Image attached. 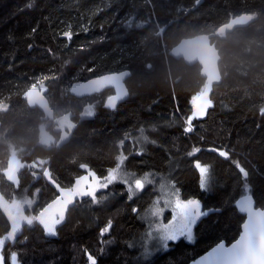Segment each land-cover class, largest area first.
<instances>
[{"label": "trees", "instance_id": "trees-1", "mask_svg": "<svg viewBox=\"0 0 264 264\" xmlns=\"http://www.w3.org/2000/svg\"><path fill=\"white\" fill-rule=\"evenodd\" d=\"M242 12L253 14L251 24L216 33ZM202 32H215L222 80L212 88L207 115L186 132L191 101L206 81L197 63L167 52L182 37ZM123 69L130 71L125 100L107 109L109 92L100 93L95 115L83 119L68 142L51 151L35 146L32 155L50 157L61 189L75 185L82 170L105 177L123 156L126 169L165 175L181 199L198 200L209 214L193 225V242L180 237L139 261L133 243L145 230L141 216L154 190L129 199L126 185L116 182L96 193L97 202L75 199L56 237L19 239V264H90L89 254L97 264H185L217 241L237 237L244 218L235 207L239 196L250 193L264 207V0H0V165L38 137L43 115L28 105L30 86L45 83L56 117L59 108L79 104L68 94L73 81ZM221 150L229 156L220 157ZM196 161L209 169V188L200 186ZM50 189L54 199L59 193ZM8 223L0 208V234Z\"/></svg>", "mask_w": 264, "mask_h": 264}, {"label": "snow or ice", "instance_id": "snow-or-ice-1", "mask_svg": "<svg viewBox=\"0 0 264 264\" xmlns=\"http://www.w3.org/2000/svg\"><path fill=\"white\" fill-rule=\"evenodd\" d=\"M65 36L71 37L70 32L64 33ZM123 98L118 95L108 104V107L115 108L116 102ZM192 112L187 117V127L184 129L186 132L192 131V121L196 118L203 117L206 109L212 106L210 100H203L201 98H194L191 101ZM264 114V110L261 111ZM147 140V137H144ZM198 152L199 149H194ZM216 151V149H213ZM139 154V153H137ZM191 155V153H190ZM220 157L227 158L229 153L226 151H219ZM125 157H119L122 164ZM236 168L239 173L244 177L249 176V172L240 165L239 162H235ZM195 168L198 169L200 174V186L202 189L210 187L209 178L207 173L209 169L207 166H202L199 161L195 162ZM91 177V179H89ZM129 185V199L134 194L131 185H134L135 189L141 190L144 188L146 182H151L149 174H145L141 178L132 179L131 175L121 170L120 164L117 167L109 170L108 175L103 178V182L100 177H97L94 172L89 171L87 176L78 177L75 185L71 189H61V197L53 201L47 207H45L36 217L19 216L18 214L9 213L8 218L11 221V231L8 232V238L14 237L15 233L20 229L21 222H26L31 225L34 220H38L46 233L55 235L56 225L61 223L64 218V207L71 202L73 196H90L93 202H97L96 191L98 189H106L114 181ZM131 181V182H130ZM58 187V186H57ZM174 187V186H173ZM175 196L172 211L173 218L168 224L162 223V211L158 209H149L146 213V217H152L153 222L150 223V229L146 235L149 236L155 244L153 246H161L167 248L168 241H177L181 236L185 237L189 241L193 239L192 227L201 216H206L209 213L207 211H201V204L196 199H188L181 201L178 198V192L173 193ZM169 200H165V204L168 205ZM237 206L241 213L247 214L246 222L242 225V232L239 238L231 244L230 247H226L223 243L215 247L207 256L203 257L197 264H264V209H256L253 207V196L245 195L239 201ZM135 212L136 209H133ZM57 214L59 219L56 218ZM159 219V222H156ZM111 227L109 222L108 227L102 229L101 235L107 233ZM3 245V240H0V246ZM145 255L150 254L149 250L145 249ZM90 264H97V260L89 254L87 257ZM16 253L11 254V264H16ZM0 264H4V257L0 255Z\"/></svg>", "mask_w": 264, "mask_h": 264}, {"label": "water", "instance_id": "water-1", "mask_svg": "<svg viewBox=\"0 0 264 264\" xmlns=\"http://www.w3.org/2000/svg\"><path fill=\"white\" fill-rule=\"evenodd\" d=\"M253 14L250 12H242L238 14H232L230 17L220 25H218L216 29L217 34H227L234 31L236 28H243L251 24L253 21ZM215 32H202L186 37H182L175 45H173L167 52V54L174 59H182L185 64L193 65L198 64L200 66V74L205 79V85L201 92L196 96V98H201L203 100H211V92L214 85L219 84L222 80V74L220 71V60L221 55L219 48L216 46L215 41H213V37ZM130 75V71L128 69L117 70V71H109L105 73H101L98 75L91 76L87 79H80L73 81L68 89V94L74 97H85L94 93H99L105 89L113 88L114 93L110 94L104 100V107L107 109H114L108 107V104L111 100H113L118 95H121L123 98L119 99L116 102V106L125 100L128 97V89L126 87L125 80ZM67 96V93L65 94ZM26 99L28 105L31 108H37L45 119L53 120L55 118V113L53 108L51 107L49 100L47 98V88L45 83L42 86L32 85L28 88L26 92ZM115 106V107H116ZM212 107V106H211ZM206 109L205 115L200 118H204L209 109ZM60 124L71 122L70 116H65L64 118H60ZM66 125V124H65ZM66 128H70L68 125ZM73 129V128H72ZM71 129V131H72ZM71 131H69L57 146H60L69 141L71 136ZM48 143V138L46 135L40 137V139L35 144H45ZM49 170L47 169V173L45 176H48ZM245 195L253 196L250 193L243 194L239 196L235 201V207L239 213V208L237 206V201L243 198ZM253 207L256 209H264V207L257 206L256 201L253 197ZM243 214L244 218L240 225L239 234L235 239L230 242H226V240L222 239L217 241L215 244L207 248L202 253L198 254L194 258L190 259L185 264H197L203 257L207 256L209 252H211L215 247L219 244L223 243L226 247H230L232 243H234L240 236L242 232V225L246 222L247 214ZM4 264L6 261L4 259Z\"/></svg>", "mask_w": 264, "mask_h": 264}, {"label": "flooded vegetation", "instance_id": "flooded-vegetation-1", "mask_svg": "<svg viewBox=\"0 0 264 264\" xmlns=\"http://www.w3.org/2000/svg\"><path fill=\"white\" fill-rule=\"evenodd\" d=\"M39 86H42L40 84ZM104 91L109 92L107 96L110 94L114 93L113 88L105 89L99 93H94L89 96L81 97L79 98V103H84V100H87L89 97H92L93 95H96L95 99L91 102H85L86 104H95L96 101L99 98V94L103 93ZM106 96V97H107ZM106 99V98H105ZM104 104V101H103ZM82 109L79 108V114L78 113H69L67 116L71 117V122L68 123H63L60 124L57 120L53 124L48 123L45 126H41V123L44 120V117L42 116V119L40 122L37 123V139L33 143L30 149H26L22 154L19 160L21 161L20 164H17L14 168H11V157H9L6 161V164L4 166L0 165V196H2L5 199L12 198L13 196L18 195L19 191L21 189H24L27 195H30L29 193L31 192L32 197H36L35 192L37 191V197L34 203V208L29 210H25V214L28 217H36L39 216L40 212L47 207L49 204H51L53 201L57 200V198L61 197V188L58 185V182L52 178L50 167H49V156H44V158H34L32 155L33 148L35 146L41 147L43 150L51 151V149L55 146H57V143L61 141V139L69 132L75 129V127L85 118H90V117H85L84 112L82 113ZM43 115V114H42ZM95 115V114H94ZM93 115V116H94ZM92 116V117H93ZM55 119V118H54ZM53 119V120H54ZM47 121H52L48 120ZM66 124V125H65ZM69 126L70 128H66V126ZM58 126V129L56 128ZM71 131V132H72ZM72 134V133H71ZM46 135L48 138V143L45 144H35L40 137ZM47 169L49 170V175L45 176L47 173ZM89 172H85L84 170L81 171L79 174V177L81 176H87ZM15 176L16 180H12L10 177ZM106 177V176H105ZM101 181H103L104 177H100ZM91 179V177H89ZM100 181V182H101ZM27 184V185H25ZM54 186L56 187V192L59 193L55 196L54 199L51 197V187ZM58 186V187H57ZM74 186V185H73ZM73 186L71 188H73ZM47 187V189H45ZM44 188V189H43ZM70 188V189H71ZM64 190H67L64 188ZM83 196H73L72 200L70 203H68L64 209V218L59 223L56 225L55 228V235H51L46 233L45 229L43 228V225L39 223L38 220H35L32 225H27L26 222L23 223V226L21 227L20 231L14 236L12 239V244L14 249L17 247V244L19 242V239L24 237V234L27 232V230H37L38 233H42L44 237H56L57 236V229L58 227L65 221L67 212L69 207L72 205V202L75 199H82ZM1 208V206H0ZM2 210V208H1ZM4 213V211L2 210ZM5 214V213H4ZM5 216L8 218V215L5 214ZM57 219H59V215L57 214L56 216ZM7 229L0 234V236H8V232L11 231V221L9 220V223L6 225ZM100 239H102V236L100 235ZM8 249V247H7ZM7 249H3L2 254L3 255L6 264H8V261H11L9 256H11L12 253L15 252H8Z\"/></svg>", "mask_w": 264, "mask_h": 264}, {"label": "rangeland", "instance_id": "rangeland-1", "mask_svg": "<svg viewBox=\"0 0 264 264\" xmlns=\"http://www.w3.org/2000/svg\"><path fill=\"white\" fill-rule=\"evenodd\" d=\"M77 107H79L83 110L82 113L84 112L85 117H92L95 114L96 103L94 105L93 104H86V103H79V104L74 105V107L70 108L69 110L67 107L59 108L58 115H56L55 119L50 121V122L47 120H43V122L41 123V126H45L48 123L53 124L55 122V120H57V118H58V120L60 118H64L69 113H78L79 114V111L76 110ZM56 128L58 129V126ZM25 150H26L25 148H20V149H13L11 151L10 155L8 156V158L11 157V161H12L11 168H14L17 164L21 163L19 158L21 157V154ZM117 164H120L121 170L129 173L131 175L132 179L141 178L145 174H149V179L151 182H146L144 188L141 190H144L147 187H152L154 190V193L152 195L150 204L147 206V208L144 210V212L141 216V219H142L143 223L145 224V230H144L143 234L138 238V240L133 243V245L137 247V254H136L137 259H139V261H142V262L148 261V260L152 259L153 257H155L156 255H158L159 253L164 252L169 247V243L171 241H168V246L166 249L161 247V246H153L155 244V241H153L149 236L146 235L148 232L152 231V229H150V223L153 222V218L152 217H146L145 213L149 209H153V208L158 209V210H163L162 211V223L168 224L169 221H171L173 218L172 207H173V203H174V199H175V196H173V193L178 192V198L181 201H186L188 199H185V200L181 199L178 188L173 184V182L168 177H166L163 174L155 173V172H144L143 174H136L133 171H130V170L125 168L124 161L121 164L120 160H119ZM202 166H204V165H202ZM116 167H117V165L114 168H116ZM107 175H108V173H107ZM207 177L210 180L209 173H207ZM10 178L12 180H16L15 176L10 177ZM101 182H103V181H101ZM116 182H120V181L119 180L114 181L112 184H114ZM131 187H132V191L134 193L133 196L138 195L141 192V190L135 189L134 185H131ZM126 188L129 192V185H126ZM206 188H209V187H206ZM45 189H47V187ZM100 190H103V189H98L96 191V193ZM29 194L30 195H27L25 190L21 189L19 191L18 195L16 194V196H13L12 198L5 199L2 196H0V206H1L2 210L4 211V213L8 215L11 212L13 214H18L19 216H26L25 210L30 211L31 209L34 208V203H35V200L37 197V191L35 192L36 197H32L31 192ZM165 200H169L170 203L168 205H166ZM156 222H159V219H157ZM23 223L24 222H21V227L23 226ZM21 227H20V229H21ZM20 229L15 233V235L20 231ZM191 231H192V236H193V239L191 241H189L188 239H186L183 236H181V238H183L187 242H193L195 240V235H194L192 229H191ZM37 233H38L37 230H33V231L27 230L26 235L23 238V241H26L30 237L31 234H32V237L34 238ZM13 238L9 239L8 236H2V237L0 236V240H3V245L0 246V254H2L3 249H7V247H8V249H7L8 252H14L15 251L13 244H12ZM146 248L150 252V254H148V255L144 254ZM9 258L11 259V256H9ZM9 264H11V261H9ZM16 264H19L18 261L16 262Z\"/></svg>", "mask_w": 264, "mask_h": 264}]
</instances>
